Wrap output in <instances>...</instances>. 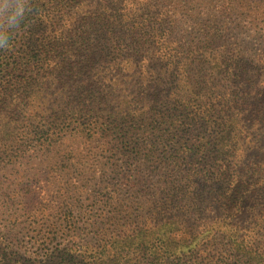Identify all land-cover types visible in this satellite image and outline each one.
Returning a JSON list of instances; mask_svg holds the SVG:
<instances>
[{
	"label": "rangeland",
	"instance_id": "obj_1",
	"mask_svg": "<svg viewBox=\"0 0 264 264\" xmlns=\"http://www.w3.org/2000/svg\"><path fill=\"white\" fill-rule=\"evenodd\" d=\"M16 2L0 0V8ZM129 2L27 0L19 27L8 30L0 48V264H188L193 247L205 264H237L217 259L227 240L204 231L224 229L218 219L231 213L217 196L229 183L207 180L214 162L198 148L213 139L209 129L186 126L183 141L197 147L182 152L144 133L138 119L123 123L125 142L112 129L111 112L135 107L140 115L160 90L159 64L130 49L111 18L116 3ZM153 2L175 20L183 44L214 36L194 76L219 80L225 73L213 60L228 51L249 67L243 82L256 74L264 89V0ZM155 121L146 119L149 130ZM253 153L264 162V149ZM244 205L232 222L255 233L253 247L264 253V230L254 228L264 195L251 193Z\"/></svg>",
	"mask_w": 264,
	"mask_h": 264
},
{
	"label": "trees",
	"instance_id": "obj_2",
	"mask_svg": "<svg viewBox=\"0 0 264 264\" xmlns=\"http://www.w3.org/2000/svg\"><path fill=\"white\" fill-rule=\"evenodd\" d=\"M130 2L121 6L116 3L111 18L123 30L130 49L144 50L151 55V61L159 64L157 88L160 90L148 96L146 102L150 108L140 115L136 114L135 107H129L126 114L111 112L112 129L120 134L121 142H125L127 133L122 132L123 123L127 126L129 121L138 119L144 133H159L162 140L180 144L182 152L197 147H189L188 142L183 141L188 134L186 126L208 128L206 131L213 137L211 144H198L203 153L210 151L209 158L214 162L208 165L205 174L212 185L229 183L226 192L217 189V196L222 206L227 204L226 208L231 213L218 219L224 229L203 230L209 231L211 238L219 233L227 240L229 248L218 253L217 259L226 260L230 255L237 264H241L243 258L250 264H264V253L253 247L256 234L245 235L232 222L234 216L242 215L244 203L251 198V193L264 195V162L257 158L258 153H253L255 149L259 153L264 149V89H257L258 75L243 82L244 70L249 71V67L243 65L234 53L226 51L225 55L213 60L214 71L223 69L225 73L219 80L212 75L205 79L194 76L191 67L202 62L201 57H208L209 61L210 53L207 51L214 36L205 37L202 42L186 39L188 43L183 44L184 40L176 38L175 20L165 10H158L153 0ZM53 53L49 51L45 57L52 59ZM42 56L38 54L35 62H41ZM237 82L239 85L233 89L231 85ZM160 103L163 110L158 109ZM154 118L155 125L149 130L146 119ZM169 129L177 131L173 137H170ZM175 193L177 195L178 192ZM255 220L254 228L264 230V211ZM187 254H190L188 264H205V258L197 254L194 247Z\"/></svg>",
	"mask_w": 264,
	"mask_h": 264
},
{
	"label": "clouds",
	"instance_id": "obj_3",
	"mask_svg": "<svg viewBox=\"0 0 264 264\" xmlns=\"http://www.w3.org/2000/svg\"><path fill=\"white\" fill-rule=\"evenodd\" d=\"M26 2L27 0H17L14 5L0 8V48L8 47V30L19 27L25 14Z\"/></svg>",
	"mask_w": 264,
	"mask_h": 264
}]
</instances>
